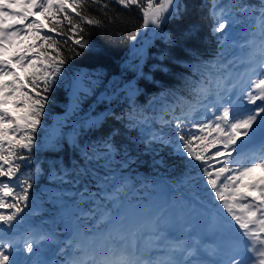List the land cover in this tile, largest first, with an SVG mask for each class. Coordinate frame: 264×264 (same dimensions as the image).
Wrapping results in <instances>:
<instances>
[{
    "label": "snow or ice",
    "instance_id": "obj_1",
    "mask_svg": "<svg viewBox=\"0 0 264 264\" xmlns=\"http://www.w3.org/2000/svg\"><path fill=\"white\" fill-rule=\"evenodd\" d=\"M111 3L141 10L142 27L147 29L151 25L155 36L165 35L162 25L180 12L179 0H0V209L11 210L0 211V264H47L27 256H13L14 252L23 251L39 257L42 242L52 239L50 233L31 226L22 239L12 235L27 221L25 209L29 208L30 190L40 173L39 166L34 171L21 169L31 166L33 154L40 147L37 133L42 128L48 93L63 77L69 59L65 52L79 55L77 48L89 47L88 32L106 27L103 19L91 13L108 16ZM232 7L249 16L255 11L251 6ZM212 15L216 20L214 34L224 33L229 24L240 22L231 7L217 8L214 4ZM255 19V25L245 33L246 42L238 44L242 51L238 59L247 65L245 71L235 75L225 71L223 51L216 61L192 65L200 75L199 82L191 88L192 101L178 99L176 105L169 106L166 114L171 113L172 121L160 117L161 124L174 122L179 142L176 150L200 162L207 184L238 226L239 235L222 253L220 264H264V0ZM229 35L217 36L218 42ZM131 39L135 41L136 36ZM69 40L73 46L65 48ZM253 74L258 78L253 80ZM73 87L75 95L79 82ZM127 89L129 98H133L137 90L131 85ZM241 101L255 107L244 108ZM177 107L180 115L175 114ZM194 113L204 118L194 119ZM128 120L130 126L137 123L134 111L129 113ZM98 123V119H93L87 126L95 127ZM149 135L152 140L168 142L155 132ZM72 143L75 144L74 139ZM103 147L105 155L115 152L110 142L106 141ZM211 149L215 151L206 156ZM83 154L86 160L99 158V154ZM110 179L113 178H104ZM100 186L104 187L102 182ZM229 189L231 194L226 197L224 193ZM122 190L118 187L111 195L102 194L107 200H118L117 193ZM97 195L101 194L86 197L97 208L83 215L92 218L100 210ZM236 207L239 212L234 210ZM125 214L127 210H122L120 219ZM161 216L158 213L147 226L141 225L130 236L121 235L116 240L110 223L113 217L104 212L94 225L91 242L85 244L73 234L65 264H212L201 259L197 249L203 246L198 241L190 245L187 239L170 236L171 225ZM204 251L213 257L221 255L218 247ZM245 251L250 258L243 255Z\"/></svg>",
    "mask_w": 264,
    "mask_h": 264
},
{
    "label": "trees",
    "instance_id": "obj_2",
    "mask_svg": "<svg viewBox=\"0 0 264 264\" xmlns=\"http://www.w3.org/2000/svg\"><path fill=\"white\" fill-rule=\"evenodd\" d=\"M179 4V15L162 25L165 35L149 38L143 53L133 51L135 41L131 39L133 36L137 39L143 29L141 10L135 6L124 9L115 3L110 4L108 16L91 13L103 19L106 27L88 32L87 49L77 48L79 55L65 52L69 59L63 77L48 93L42 128L37 133L40 147L33 154L31 166L21 169V172L34 171L39 166L40 173L30 190L29 208L25 209L27 221L15 230L20 229L24 234L31 226L50 233L52 239L44 241L46 248L42 249L47 258L65 261L66 252L62 249L69 250L63 246L70 226L77 239L87 244L104 212L114 215L131 206L141 211L157 209L158 204H163L158 197L162 189L170 194L196 197L213 206L221 202L207 184L200 162L176 150L179 142L174 122L161 124L160 117L172 121L171 113L166 114L169 106L176 105L178 99L192 101L191 88L200 80L192 65L216 61L223 51L225 71L234 73L245 67L238 59L241 51L238 44L246 42L245 33L257 22L255 17L259 16L261 0H179ZM214 4L217 8L231 7L240 22L229 24L224 33L214 34ZM233 5L251 6L255 11L249 16L236 11ZM225 33L230 35L218 42L217 36L223 37ZM72 46L71 40L64 45L65 48ZM77 73L88 90L79 93L77 106L70 112V94ZM129 85L137 90L131 99L127 94ZM110 95L113 96L102 105L100 100ZM133 111L137 123L130 126L128 115ZM175 114H181L179 107ZM63 116L60 131L53 135L57 119ZM198 116L204 118L200 113L193 114L194 119H199ZM92 117H98L99 123L88 127L86 122ZM150 132L168 142L152 140ZM106 141L115 149L111 155H105ZM214 151L211 149L206 156ZM84 152L94 157L99 154V158L86 160ZM105 177L113 179L104 180ZM118 187L123 188L117 193L118 200L103 197V192L111 195ZM97 193L101 194L95 197L100 210L89 218L82 213L96 209L97 204L86 197ZM112 234L116 240L122 235L113 224ZM36 250L34 246V253ZM25 256L42 260L40 255L36 257L23 251L14 255Z\"/></svg>",
    "mask_w": 264,
    "mask_h": 264
},
{
    "label": "rangeland",
    "instance_id": "obj_3",
    "mask_svg": "<svg viewBox=\"0 0 264 264\" xmlns=\"http://www.w3.org/2000/svg\"><path fill=\"white\" fill-rule=\"evenodd\" d=\"M153 36L154 35L152 34L151 25H149L147 29L143 28L141 33L139 34V37L135 40L133 44V51L137 53H143L146 48V43L148 39L152 38ZM246 67L247 65H245V67L238 70L237 72H234L233 74L235 75L244 72ZM257 78L258 77L253 74L252 79L255 80ZM247 79L248 77L245 76V80ZM76 81L79 82V87L75 89V95L74 87L72 88L70 94L72 102L71 107L69 109L70 112H72L77 106V99L79 93L81 91L88 90V87L84 86V83L81 80L80 73L76 74L74 83ZM112 96L113 95L103 97V99L100 100V103L102 105L105 104ZM240 103L244 108L255 107L254 105H247L243 101H241ZM97 118L98 117L90 118V120L86 122L87 125L89 121ZM199 118H202V116H200ZM64 120V116L57 119L55 127L52 130L53 135H56L60 131L62 127L61 125ZM219 166L220 165L218 164L216 165L217 168ZM230 194V189L224 193L226 197L230 196ZM158 197L163 202V204L159 205L157 203V209H148L147 211H141L139 210V208L136 209L135 207L131 206V208L127 209V214L123 216V219H120L119 214L121 213H117L114 215L111 214L113 219L110 223L115 225V227H118L121 234L122 229L124 231H127L130 236L131 232L134 231L136 228L140 227L141 225L147 226L153 219H155L158 213H162L161 219L167 220L169 225H171V227L168 228V234L170 236L176 237L177 235H179L182 239H187L190 245L195 244L198 241L200 245L204 246L203 248L218 247L221 253L226 251L229 247V240H227V238L235 239L239 235L236 231L237 228L235 227V222L231 220V215L227 213L226 209H224L222 201L218 205L213 206L210 203L200 200L199 198L191 196L185 197L184 195L179 193L170 194L163 189L159 191ZM211 199L214 200L216 198L211 197ZM234 210L237 212L240 211L238 207L234 208ZM225 220L230 221L231 225L233 226V228H227L229 233H227V231H225L223 228H218L220 222ZM73 234H75V230L70 226L68 229V233L65 236L66 245H64L63 248L69 247L68 241L72 238ZM12 235L17 239H22L24 234L23 231H20V229H18L17 231H13ZM147 235L148 233L145 231V238H147ZM77 236H79V234ZM91 238L92 237H90V242ZM96 243H98V241H96ZM44 248H46V244L45 242H42L40 246V257L43 261H46L47 264H65V261L59 258H47L42 252V249ZM63 250L66 252V254L64 255L66 257V255H68L69 253V250ZM197 250L199 251L201 249L198 247ZM201 252H203V250Z\"/></svg>",
    "mask_w": 264,
    "mask_h": 264
},
{
    "label": "bare ground",
    "instance_id": "obj_4",
    "mask_svg": "<svg viewBox=\"0 0 264 264\" xmlns=\"http://www.w3.org/2000/svg\"><path fill=\"white\" fill-rule=\"evenodd\" d=\"M217 225H218V224H217ZM217 225H216V226H217ZM217 227H218V226H217ZM235 227L238 228V226H235ZM218 228H223L225 231H227V233H229L228 230H227V228H233V226L231 225V222H230V221L225 220V221L220 222ZM176 237H178L177 239H182L181 236H179V235H177ZM227 240H229V245H230V243H231V241H232L233 239H231V238H227ZM203 247H204V246H203ZM203 247H199L201 250L198 251V253H199L201 259L206 260V261H211L212 264H220V260L223 259V255H222V253H221V255H219V256H217V257H213V256H210V255L208 254V252L204 251V248H203ZM207 248H210V247H207ZM202 250H203V252H201ZM153 254L155 255L156 253L154 252ZM160 254H162V253H160ZM243 255H244L245 257H249V254H248L246 251L243 253ZM249 258H250V257H249Z\"/></svg>",
    "mask_w": 264,
    "mask_h": 264
}]
</instances>
